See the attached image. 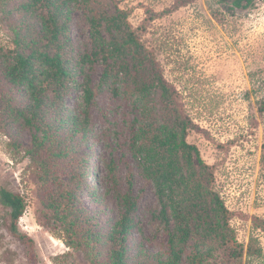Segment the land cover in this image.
Here are the masks:
<instances>
[{"label":"trees","instance_id":"trees-1","mask_svg":"<svg viewBox=\"0 0 264 264\" xmlns=\"http://www.w3.org/2000/svg\"><path fill=\"white\" fill-rule=\"evenodd\" d=\"M105 1L0 0L4 10L15 5L18 16L15 48L0 55L2 80L12 89L5 103L8 114L31 133L27 153L40 175L43 205L66 231L65 244L84 250L91 264H130L132 248L137 251L132 264H212L219 254L239 262L244 248L214 189L213 168L187 140L192 125L178 92L165 80L128 14ZM241 2L236 5L242 7ZM77 13L85 15L89 26L85 44L73 34ZM72 92L81 98L78 113L65 102ZM104 93L128 99L133 117L126 120L127 136L115 132L109 163L102 157L107 193L120 215L101 223L84 200L97 205L105 197L89 146L94 139L92 109ZM118 152L130 156L153 186V219L167 235L163 252H148L134 241L141 226V195H136L134 171L123 181ZM0 195L10 210L12 235L30 247L33 241L18 230L25 200L6 190Z\"/></svg>","mask_w":264,"mask_h":264},{"label":"rangeland","instance_id":"rangeland-1","mask_svg":"<svg viewBox=\"0 0 264 264\" xmlns=\"http://www.w3.org/2000/svg\"><path fill=\"white\" fill-rule=\"evenodd\" d=\"M237 1L105 2L128 14L129 23L155 56L165 80L179 94L178 102L192 125L188 142L199 148L203 160L213 168L214 189L231 213L230 225L244 253L239 262L219 254L212 264H264V0H240L242 7ZM16 8L4 10L0 2V55L15 48ZM72 27L79 43L89 42L85 15L77 13ZM2 76L0 73V193L6 190L23 197L26 212L18 221V230L33 242L28 247L12 235L10 210L0 195V264H91L84 250L65 244L66 231L43 205L40 175L27 153L31 133L20 119L8 114L5 100L12 89ZM65 102L77 111L81 98L72 92ZM97 102L92 109L94 139L89 146L93 145L105 197L97 205L86 199L84 203L104 223L116 221L120 214L107 193L102 157L109 163L114 134L127 136L126 120L133 112L124 97L116 100L104 93ZM116 158L124 182L134 171L136 195H141V226L134 241L151 253L165 251L167 235L153 219L157 207L153 186L130 156L121 157L118 152ZM136 254L132 248L130 264L136 261Z\"/></svg>","mask_w":264,"mask_h":264}]
</instances>
